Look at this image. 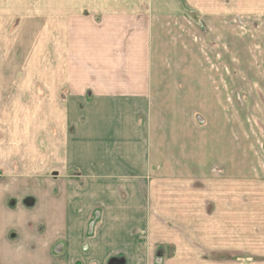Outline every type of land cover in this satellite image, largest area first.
Masks as SVG:
<instances>
[{
  "label": "crops",
  "instance_id": "crops-1",
  "mask_svg": "<svg viewBox=\"0 0 264 264\" xmlns=\"http://www.w3.org/2000/svg\"><path fill=\"white\" fill-rule=\"evenodd\" d=\"M63 3L50 0L44 24L43 0H0V264H154L171 216L188 223L194 114L230 109L218 98L234 89L186 1L87 3L82 28ZM195 6L214 16V0ZM243 152L227 181L258 184L264 206V149Z\"/></svg>",
  "mask_w": 264,
  "mask_h": 264
},
{
  "label": "rangeland",
  "instance_id": "rangeland-1",
  "mask_svg": "<svg viewBox=\"0 0 264 264\" xmlns=\"http://www.w3.org/2000/svg\"><path fill=\"white\" fill-rule=\"evenodd\" d=\"M63 1L66 2L59 0L60 6ZM184 1L187 8L194 10L187 13L196 25L203 23L212 27L213 32L208 33L213 38L214 51H209L211 48L207 44L213 42L204 38L203 55L214 56V72L227 78L224 80L234 93L218 98L220 102L231 104L230 109L212 108L194 114V117L202 116V133L196 135L200 158L195 165L197 174L185 177L188 223L184 231L182 224L174 222L175 217L171 216V223H168L170 242L164 241L158 246L161 251L155 254L154 264H264V254L253 253L264 249V206L254 201L262 198L259 186L252 187L251 181H227V175H233L235 170L226 166L229 160L238 163L236 154L243 151L252 154V151L264 149V0H214V16H204L202 11L207 7H196L195 0ZM98 2L69 0V4L74 5L71 11L75 15H69L71 27L82 28V16L90 14L87 3ZM43 6V22L47 24L51 16L45 7L49 9L50 0H43ZM207 11H212V6L208 5ZM64 17L60 16L59 21L67 23ZM62 33L68 32L60 30L59 34ZM48 111L44 114L51 113ZM249 114L252 123L247 121ZM217 190L222 198L215 197ZM232 195L235 201L246 199L243 200L245 205L221 206L226 196ZM244 216L246 222H242ZM178 237H185V242Z\"/></svg>",
  "mask_w": 264,
  "mask_h": 264
}]
</instances>
